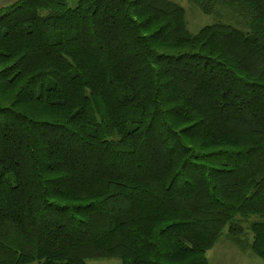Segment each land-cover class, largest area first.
Listing matches in <instances>:
<instances>
[{"label": "trees", "instance_id": "16d2710c", "mask_svg": "<svg viewBox=\"0 0 264 264\" xmlns=\"http://www.w3.org/2000/svg\"><path fill=\"white\" fill-rule=\"evenodd\" d=\"M188 1L0 8V264L264 261V0Z\"/></svg>", "mask_w": 264, "mask_h": 264}, {"label": "rangeland", "instance_id": "374dc122", "mask_svg": "<svg viewBox=\"0 0 264 264\" xmlns=\"http://www.w3.org/2000/svg\"><path fill=\"white\" fill-rule=\"evenodd\" d=\"M16 1L18 0H0V8L13 4ZM65 1L69 7L75 8L80 0ZM172 1L184 8L188 29L194 35L203 27L212 25L218 21L235 24V20L230 17H219L213 14L203 13L199 7L188 0ZM257 220H260V218L248 217L237 219L238 223L244 229V232L239 237L240 242H237L228 235V228H226L216 246L208 252L209 264H264V261L257 257L251 249L253 234L250 229V224ZM86 264H122V262L117 258H106L89 259Z\"/></svg>", "mask_w": 264, "mask_h": 264}]
</instances>
